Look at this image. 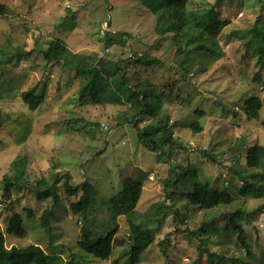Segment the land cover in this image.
Returning <instances> with one entry per match:
<instances>
[{
    "label": "rangeland",
    "instance_id": "1",
    "mask_svg": "<svg viewBox=\"0 0 264 264\" xmlns=\"http://www.w3.org/2000/svg\"><path fill=\"white\" fill-rule=\"evenodd\" d=\"M214 2L191 0L188 9ZM0 4L5 7L0 15V117L6 118L0 130V232L7 248L36 244L77 264H128L123 252L128 221H133L155 229L154 243L139 264H264V197L241 194L247 187L243 174L248 181L250 174H264V163L257 169L245 165L247 149L264 145V53L261 62L258 54L245 49L241 37L264 23V3L222 0L215 11L228 22L217 37L223 56L210 62L193 54L187 70L179 68L182 58L171 35L155 34L154 14L140 0H0ZM65 17L72 18L73 29L67 23L60 27ZM53 39L62 40L71 53L104 60L108 67L120 63L130 85L152 84L162 103L154 113L138 117L127 104H80L78 93L85 80L61 64L46 63L37 52ZM139 56L155 58L156 63L134 64ZM256 72L258 82L253 80ZM30 89L43 95L35 111L21 97ZM253 96L262 102L255 119L242 108ZM166 98L170 101L164 102ZM160 111L169 115L174 141L170 146L163 142L165 135L157 136L154 152L151 140L140 142L138 136L156 122ZM195 122L202 127L199 133L188 127ZM179 166L187 168L181 177L176 175ZM58 174L59 202L47 233L39 219L53 200H38L34 185L42 179L51 183ZM66 174L77 196L65 192ZM129 176L143 181L140 199L128 217L113 220L108 200ZM5 184L11 185L7 193ZM205 186L226 189L232 203L208 212L185 205L189 192ZM83 189L88 200L84 219L70 208ZM237 210L244 211L238 220L245 230V248L228 228V217ZM13 214L23 219L24 238L5 232ZM202 222L213 226L198 235L188 232L198 231ZM83 229L99 237L116 229L115 238L126 243L114 245L108 260L96 259L77 246Z\"/></svg>",
    "mask_w": 264,
    "mask_h": 264
},
{
    "label": "trees",
    "instance_id": "2",
    "mask_svg": "<svg viewBox=\"0 0 264 264\" xmlns=\"http://www.w3.org/2000/svg\"><path fill=\"white\" fill-rule=\"evenodd\" d=\"M222 0H215L214 4L202 9H188V4L191 0H140L142 5L149 9L155 17L154 32L162 38L171 35V41L176 46V52L182 58L179 62V68L187 70L186 63L190 61L191 55L201 56L203 59L210 62L220 59L223 53L219 52L217 37L223 29L228 25L226 20H220L215 9ZM264 3V0H259ZM5 7L0 4V15L3 14ZM67 23L69 29L74 28L72 18L65 17L60 22V27L63 28ZM244 40V46L247 51L258 54L260 61H263L264 53V23H257L253 27L241 35ZM39 56L46 63L61 64L69 70L73 71L74 75L82 77L85 82L79 90L80 104H127L134 110V117L147 113H154V110L159 107L162 100L159 96L153 94L152 84L148 82L137 83L130 85L127 82L125 71L121 69L120 63L111 64L110 67L104 60H97L87 55L71 53L66 44L60 39L49 40L44 49L38 48ZM200 63L203 60H199ZM134 64H143L151 66L156 63L155 58L147 56H139L134 61ZM202 66H204L201 63ZM122 70V71H121ZM118 71L121 73L118 74ZM253 80L260 81V74L256 72ZM113 87L115 91L113 90ZM264 86H261V91ZM23 102L27 105L30 111H35L43 103V95L37 94L36 89H30L21 94ZM170 101L168 98L164 102ZM244 113L248 118H258L262 108L261 100L256 97H250L242 103ZM201 114V112L199 113ZM6 118L0 117V130L3 127ZM153 123L142 129L141 135L138 138L140 142L149 139L152 151L157 152V145L154 138L160 135H165L164 144L173 145V137L171 131V120L166 113L159 112V115L154 119ZM137 126V122L134 123ZM195 133L202 130L198 122L188 126ZM138 128V127H137ZM159 157L162 153L158 154ZM264 163V145H253L249 147L245 154V165L249 169H257ZM176 171L177 176L186 174V167L179 166ZM248 173H246L247 175ZM60 176L56 175L50 183L47 179L37 180L35 187L37 189V199L46 200L51 198L53 204L46 207L39 219L40 225L50 232V219L53 212V207L58 204V196L56 187L60 185ZM242 179L246 182V189L241 192L242 195H251L253 197H264V174H250L251 181H248L243 174ZM64 178V177H62ZM64 189L68 196H77L76 188H73L69 181L70 176L66 174L64 178ZM179 177L174 180L178 183ZM255 180H260V184H256ZM51 181V180H50ZM11 185L5 184L4 192L7 193ZM13 186H18L13 182ZM84 183L82 184V187ZM143 181L132 176L126 177L121 185L120 191L108 200L109 214L113 220L120 216L128 217L137 206L142 193ZM177 187V186H176ZM19 188V187H18ZM86 189L82 190V194L77 197L78 202L71 204L72 213L76 216L84 215L88 210V200L84 196ZM170 194V193H169ZM172 194V193H171ZM175 195L171 196L174 198ZM233 197L226 190H219L215 187L205 186L204 188H196L186 195L187 206H195L198 210L208 212L209 210L227 206L232 203ZM159 208L156 207L155 211ZM242 210L233 212L228 217V228L234 232L242 247H246L245 230L238 220ZM178 214V212L176 213ZM30 212L28 216H30ZM210 222H202V226L198 231H188L190 234L206 233L207 226ZM210 225L208 227H212ZM5 232L8 235L17 238H24L26 231L23 228V219L19 214H13L7 221ZM116 229H112L105 236H96L92 230L83 229L80 241L77 243L79 249L84 253L100 260H108L112 253L114 245L119 247L124 246L125 240L115 238ZM155 229L143 226V224L128 221V241L123 252L128 264H139L141 255L154 243ZM162 243V241H161ZM77 264L75 261L63 260L59 255L48 254L39 245L29 244L24 247L5 245V236L0 232V264Z\"/></svg>",
    "mask_w": 264,
    "mask_h": 264
}]
</instances>
